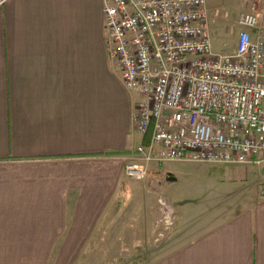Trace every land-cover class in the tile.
<instances>
[{"label": "crops", "instance_id": "0c3cea01", "mask_svg": "<svg viewBox=\"0 0 264 264\" xmlns=\"http://www.w3.org/2000/svg\"><path fill=\"white\" fill-rule=\"evenodd\" d=\"M139 101L101 0H0V264H264V164H194L195 201L172 197L180 163L128 180ZM158 197L177 219L163 246Z\"/></svg>", "mask_w": 264, "mask_h": 264}, {"label": "built area", "instance_id": "2783aa9c", "mask_svg": "<svg viewBox=\"0 0 264 264\" xmlns=\"http://www.w3.org/2000/svg\"><path fill=\"white\" fill-rule=\"evenodd\" d=\"M101 5L109 60L140 97L133 130L146 142L125 157L128 180H158L151 166L170 163L264 164L262 14L241 13L234 50L214 52L206 0ZM156 202L155 243L163 246L176 216L163 198Z\"/></svg>", "mask_w": 264, "mask_h": 264}, {"label": "rangeland", "instance_id": "374dc122", "mask_svg": "<svg viewBox=\"0 0 264 264\" xmlns=\"http://www.w3.org/2000/svg\"><path fill=\"white\" fill-rule=\"evenodd\" d=\"M206 3L209 13L210 40L214 52L222 50L232 52L234 50L235 39L239 32L236 22L241 13L252 11L248 6L255 5L256 8H264V2H259V0H206ZM180 164L182 165V176L178 183L172 185L174 187L172 197L182 201H195L198 199L199 191L201 187H204V183L200 181V176L198 177L194 173L195 169L192 167H195V163ZM253 169L256 175H264V165Z\"/></svg>", "mask_w": 264, "mask_h": 264}, {"label": "trees", "instance_id": "16d2710c", "mask_svg": "<svg viewBox=\"0 0 264 264\" xmlns=\"http://www.w3.org/2000/svg\"><path fill=\"white\" fill-rule=\"evenodd\" d=\"M127 154H128L127 152L112 151V152L104 153L103 156L114 157V156H122Z\"/></svg>", "mask_w": 264, "mask_h": 264}, {"label": "water", "instance_id": "95a60500", "mask_svg": "<svg viewBox=\"0 0 264 264\" xmlns=\"http://www.w3.org/2000/svg\"><path fill=\"white\" fill-rule=\"evenodd\" d=\"M167 176H168V178H170L171 180H174V179L172 178V175H171L170 173H168Z\"/></svg>", "mask_w": 264, "mask_h": 264}]
</instances>
